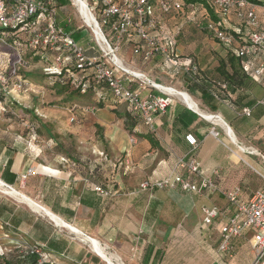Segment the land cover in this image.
I'll list each match as a JSON object with an SVG mask.
<instances>
[{"label":"crops","instance_id":"obj_1","mask_svg":"<svg viewBox=\"0 0 264 264\" xmlns=\"http://www.w3.org/2000/svg\"><path fill=\"white\" fill-rule=\"evenodd\" d=\"M59 1L61 6L57 0L51 4L58 23L67 28L72 2ZM256 11L260 14L261 10L257 7ZM155 13L166 19H160L158 28L161 46L172 49L164 31L179 28L176 65L195 64L197 82L189 80L194 71L176 73L160 53L143 61L142 51L134 53L136 39H124L116 56L126 69L181 93L172 95L166 112L154 117L153 132L126 101H116L102 88L83 104L92 106L90 111L70 115L75 121L72 126L63 114L51 122L33 113L27 118L29 129L18 135L21 141L0 138V181L12 191L3 189L15 192L0 191V254L2 249L13 250L7 244L12 242L40 246L46 254L44 264L222 263L218 228L233 207L219 191L238 188L245 201L253 191L264 188V81L239 64L233 68L228 51L210 35L197 32L189 21L167 19L157 8ZM229 27L241 30V44L247 36L241 21L234 20ZM259 28L264 30V20ZM76 35L89 55L100 54L88 45L84 34ZM233 70L238 71V86L223 77ZM122 79L125 88L138 91L141 97L148 93V87L131 76ZM245 108L250 109L249 116L242 113ZM187 134L197 139L195 149L186 143ZM181 157L199 163L198 176L176 167ZM174 175L191 183L211 179L218 191L197 194L179 186L154 185ZM212 206L220 210V216L208 229L186 232L181 226L193 207L201 218V209ZM91 241L101 246L106 259L91 247ZM7 264L23 263L11 260Z\"/></svg>","mask_w":264,"mask_h":264},{"label":"built area","instance_id":"obj_2","mask_svg":"<svg viewBox=\"0 0 264 264\" xmlns=\"http://www.w3.org/2000/svg\"><path fill=\"white\" fill-rule=\"evenodd\" d=\"M85 1L88 2V0ZM89 1L91 2L90 11L97 12L101 18L109 20V28L113 34L114 41H108L94 17L97 23L96 28L103 35L104 40V44L101 46L94 38L101 52L100 56H88L72 35L66 33L56 24L54 10H49L40 0H16L13 3H10L9 0H0V27L18 28L27 32L30 34L29 46L32 50L44 49L51 54L50 66L43 68V72L46 74H60L62 69L69 72V63H73L78 71L92 70L95 79L105 81L116 98L127 101L133 112L138 114L146 129L153 132L154 117L166 112L172 103V95L178 92L151 82L142 73L126 69L116 56L119 49L118 44L124 39L137 38L143 42L145 47L142 53L143 61H148L153 53L158 52L165 57L170 66L177 70L176 73L181 69L186 72L195 71L197 67L183 66L179 68L171 58L169 49L160 45V35L152 33L155 20L152 17L153 12L148 5V0ZM205 1L214 12V19L210 18L208 12L204 10L203 14L209 19L204 23H197L196 26L209 32L219 43L233 49L235 54L242 59V68L258 81H264V30L259 28L260 19H264V0H256L259 3L252 0ZM155 4L157 9L165 15H171L181 9L179 0H155ZM257 7L261 10L260 14L256 11ZM232 17L236 21H241L244 30L248 32L241 44H238V33H241L238 27L234 29L236 34L229 30V22ZM166 39H169V44L173 41V37L168 35H166ZM134 53H138V50L134 49ZM116 70L121 71V76L116 75ZM11 71V75L15 76L16 68L13 67ZM124 75L131 76L141 85L147 86L146 96L141 97L138 91L125 88L122 79ZM7 83L8 80L3 77V73L0 71V84L3 86L5 94H11V90L26 89L22 83L15 80L11 81V89L6 90ZM178 94L181 95V93ZM3 108V103L0 101V109L3 110ZM90 110L89 106L83 108V111ZM242 113L249 116L250 109L245 108ZM73 120L74 117H71L70 121ZM214 135L216 136L215 133ZM184 139L192 149L198 146L194 135L187 134ZM176 167L185 169L188 175H199V163L194 159L178 158ZM33 172L34 170L31 169L28 171L29 174ZM2 184V187L11 190L10 186ZM154 185L169 189L179 186L182 191L197 194L218 191L211 179L200 178L198 182L191 183L180 175L164 178L155 182ZM96 190L101 191L98 187ZM219 192L233 207V212L225 223L219 224L218 253L231 258L234 240L250 229L249 244L254 253V260L250 264H260L264 260V188L253 191L245 201L240 198L238 188ZM202 215L203 222L212 225L219 218L220 210L216 206L203 207ZM30 254L37 256L38 264H44L46 255L39 249L30 248ZM219 264H223V262Z\"/></svg>","mask_w":264,"mask_h":264},{"label":"rangeland","instance_id":"obj_3","mask_svg":"<svg viewBox=\"0 0 264 264\" xmlns=\"http://www.w3.org/2000/svg\"><path fill=\"white\" fill-rule=\"evenodd\" d=\"M87 3L90 8L91 2L88 0ZM185 11L186 10H184V14ZM189 11L187 10V13L189 12L188 13L189 17H194L197 15L199 17L201 14L198 12L192 13L193 10L192 11L189 10ZM67 13H68L67 20L69 21V24H71L72 29L78 30L80 28H83L84 30L83 34L85 38H88L90 42L93 41L95 43L94 35L91 29L88 28L83 23L82 19L77 13L76 7L73 4V2H72V6L69 7ZM91 13L98 21V16H99L98 13L93 11ZM153 16H154L153 18H155L158 24H161V20L165 19V17L158 16V14L156 13ZM180 17L181 16L170 17V15H166V18L170 20L171 18L183 19ZM158 20H160V22ZM153 31L154 30L152 29V32ZM197 32L200 31L197 30ZM7 38L8 40L13 39V37L11 36H7ZM16 39L17 42L19 43V45L17 46L15 44L13 45V43L12 44L8 43L7 39L6 42H3L2 40L0 41V71L3 73V77L8 80V83L5 85L6 90L11 89V81L14 80H26L27 86L25 90H20V91L11 90V94H5L3 86L0 84V96L4 97L3 99L4 108L3 110L0 109V138L3 139L4 141H11L16 139L21 141L22 139L21 138L19 139L18 135L20 134L21 136L22 135L21 133L29 129L30 125L27 123V118L28 119L31 118L33 116L32 115L33 113H35L36 116L43 115L45 116V118L51 120V122L54 121L53 118H56L57 116L59 117V115L63 114L62 115L63 119L66 122L68 121L69 122L68 124H70L71 126L75 124V121L70 122L69 118L72 117L70 115L74 114L71 106L76 102L64 103L63 102L64 95H57L59 92L58 89L54 88L55 85L52 83V81L49 78H47L45 73L42 71V67L51 60L50 54L48 53L49 56H46L45 58L41 59L39 54L35 55L33 52L30 51L25 39H23V36L20 33L18 34V37H16ZM13 67L16 68L15 76L11 75L12 72L11 70ZM24 74L27 75L29 74L30 76L26 77ZM116 75L121 76V71L116 70ZM87 142L89 141L87 140ZM261 172L264 174V170L261 169ZM1 188L4 187L1 186ZM212 207H208V208H212ZM181 226L184 228L186 232H191L200 227H202L203 229H208L209 225L203 222V215L200 218L198 209L196 207H193L191 210L188 211V215L182 220ZM245 232H247L249 236L251 230L247 229ZM233 244H234V249L231 258L228 256L221 255L223 264L226 263L250 264L254 260V253L249 244V237L248 239L236 238ZM2 250L3 253L8 252L3 257L4 261L8 260V263L11 262V260H14L15 257L20 254V252L14 250L13 251H9L6 249H2Z\"/></svg>","mask_w":264,"mask_h":264},{"label":"trees","instance_id":"obj_4","mask_svg":"<svg viewBox=\"0 0 264 264\" xmlns=\"http://www.w3.org/2000/svg\"><path fill=\"white\" fill-rule=\"evenodd\" d=\"M14 1L16 0H10L9 2L10 3H13ZM46 7H48L49 10H54V13H55V19H56V24L58 26H60L61 24L58 23V20H57V12L55 11V8H54V5L51 4V2L54 0H40ZM58 1V5L61 6L62 4V1ZM180 3H181V9L174 12L172 14L173 17H176V16H181L180 18H183V19H177L178 21L182 22V21H189L191 24H193L194 28L202 33H206L208 35H210L213 39H215L209 32H207L206 30H203L199 27L196 26L197 23L201 22V23H204L207 19H209L206 15L203 14L204 10H206L209 14V17L214 19V14H213V10L208 6V4L206 3L205 0H179ZM252 1H255L256 0H252ZM51 4V5H50ZM54 4V3H53ZM57 5V3H56ZM148 5L151 7V10L153 12V9L154 8H157L156 4H155V0H148ZM184 10L185 11V14H184ZM187 10H193L195 11V13H201L200 16L198 17L197 16H194V17H189L188 12L187 13ZM170 15V17H172ZM152 17L153 14H152ZM169 17V16H168ZM186 17V18H185ZM185 18V20H184ZM193 19V20H192ZM155 20V18H154ZM235 19L232 17V19L230 20L229 22V26H231V23L234 21ZM261 20H264L263 18L260 19V23H261ZM65 23L68 24L67 28H63L61 26L60 27L66 32V33H69L72 35L73 39L80 45L82 46V48L84 49L85 53L88 55V56H100L101 55V52L99 51V48L96 46V44L89 40V44L88 45H91L97 49V53H100L98 55H89L87 53V47H84L80 41H79V36L76 35V32H80L81 34H83V28H80L78 29L77 31L72 29L71 27V24H69V21L67 20V16H66V19H65ZM98 23L100 25V28L102 30V32L104 33L106 39L108 41H110L111 37L113 36L110 28H109V20L107 19H104V18H101L100 16H98ZM63 24V23H62ZM158 22H156L155 20V25L153 27V30L154 32L152 33H155L157 35H161L160 32L158 31ZM177 30H179V28H177ZM171 31V30H165L164 31V36H165V42H169V39H166V35H168L169 37H173V41L171 42V48L172 49H169V54L171 55V58L173 59V61L176 63L177 62V59H178V56L175 54V37H176V33H178V31ZM181 30V29H180ZM231 31V33L233 34H236L235 30L234 29H229ZM244 30V29H243ZM241 31V30H240ZM21 34L23 36V39H25L26 43H27V46L28 48L30 49L31 52H33L35 55L39 54L40 55V58L43 59L45 58L46 56H49L48 55V51L47 50H44V49H39V50H32L29 46V39H30V34H28L27 32L25 31H22V30H19L18 28H5V27H0V41L2 40L3 42H6V39L8 40L7 36H11L13 37L12 40H8V43H13V45L15 44L16 46L19 45V43L17 42V39L16 37H18V34ZM248 33V32H246ZM16 34V35H15ZM240 33H238L239 35ZM15 37V39H14ZM5 39V41H4ZM136 39V43H135V48L134 49H137L138 50V53L140 51H142V53L144 52L145 50V47H144V44L143 42H141L139 39L137 38H134ZM132 39V40H134ZM128 41H131V40H128ZM218 42V41H217ZM219 43V42H218ZM221 46H223L227 51L228 53L231 55V57H229V63L231 66H233V68H235L238 64L239 66L241 67L240 65V58L235 54L234 50L219 43ZM155 53H158V52H155ZM50 54V53H49ZM51 56V54H50ZM152 56V55H151ZM151 58V57H150ZM51 64V60L45 64L43 67H42V71H43V68H46L48 66H50ZM190 66H196L195 64H191ZM197 67V66H196ZM68 69L70 70L69 72H66L65 69H62L61 70V73L60 74H46L45 75L47 76V78H49L52 83L55 85L54 88H57L58 89V94L57 95H64L63 97V102L64 103H73V102H76V104H73L71 106L73 112L75 113V111L77 110H83V108L87 107V106H90V105H83L84 103H87L88 101H90L91 99V95L93 94H97L102 88H108V85L105 81H97L95 79V76L92 72V70H86V71H78L75 69V66L73 63H69L68 65ZM241 69V68H240ZM198 67L197 69L192 73L191 75V78H189V80L193 83H196L197 82V75H198ZM236 74L238 75V71L235 72V70H233V73L232 74H225L223 77L225 78V80L227 82H231L233 84H236L238 86V81L235 80V77H236ZM26 77L30 76L29 74H24ZM250 76V75H249ZM15 81V80H14ZM20 83H22L25 87L27 86V81L26 80H16ZM57 92V91H56ZM109 92L111 93V91L109 90ZM111 96L113 99H115L116 101H124V100H121V99H118L116 98L112 93H111ZM4 97L3 96H0V101L3 103L4 102ZM127 102V101H126ZM78 103V104H77ZM80 103V104H79ZM128 103V102H127ZM129 104V103H128ZM130 105V104H129ZM92 107V106H91ZM130 110L133 112L131 106H130ZM138 116V114H137ZM40 127H42L43 129H45V127L43 125H40ZM3 143H1L0 141V146H2ZM10 162L8 161L7 162V165L9 164ZM248 237H250V235L248 236L247 232H244L239 238H245V239H248ZM238 238V239H239ZM236 240V239H235ZM234 240V242H235ZM8 245L10 246H13V250L14 251H17L19 250L20 254L18 256L15 257V261H21L23 264H37V260L35 259V256L30 254V248H37L39 249L40 246L38 245H34V246H27L25 244H21V243H17V244H13L12 242H8L7 243ZM11 250V251H13ZM41 250V249H40ZM41 252H43L45 254V252L43 250H41ZM8 253V252H6ZM6 253H1L0 254V264L3 262L4 264H7L8 260L4 261L3 257L6 255ZM46 255V254H45ZM6 259V258H5ZM264 261V260H263ZM262 261V262H263Z\"/></svg>","mask_w":264,"mask_h":264},{"label":"bare ground","instance_id":"obj_5","mask_svg":"<svg viewBox=\"0 0 264 264\" xmlns=\"http://www.w3.org/2000/svg\"><path fill=\"white\" fill-rule=\"evenodd\" d=\"M73 4L76 6V10L77 13L79 14L80 18L82 19L83 23L91 29L94 38L97 40L98 43L101 44V46H103L104 44V40H103V35L98 31V29L96 28V20L93 16V14L91 13L87 3L85 0H72ZM79 18V19H80ZM170 92L173 93L172 90H170ZM182 96H184L182 94ZM185 97V96H184ZM186 98V97H185ZM189 101V100H188ZM188 104L190 106H192V103L188 102ZM209 117V116H208ZM233 139V137H231ZM241 150V148H240ZM1 182V181H0ZM2 182L0 183V191L6 192V193H10V195H15V192H8L5 189L1 188L2 186ZM8 190V189H7ZM12 191V190H9ZM13 193V194H12ZM53 218V217H52ZM54 222L56 224H60V222L58 220H56L55 218H53ZM91 247L100 255H102L105 258L104 252L101 249V246L96 242V241H91ZM107 258V257H106ZM105 258V259H106ZM107 263L112 264V262H110V260H108ZM264 264V261L261 263Z\"/></svg>","mask_w":264,"mask_h":264},{"label":"water","instance_id":"obj_6","mask_svg":"<svg viewBox=\"0 0 264 264\" xmlns=\"http://www.w3.org/2000/svg\"><path fill=\"white\" fill-rule=\"evenodd\" d=\"M97 24V23H96ZM96 27H97V25H96Z\"/></svg>","mask_w":264,"mask_h":264}]
</instances>
